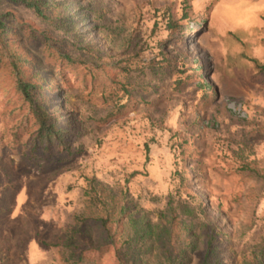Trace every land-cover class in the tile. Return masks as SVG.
Segmentation results:
<instances>
[{"label":"rangeland","instance_id":"1","mask_svg":"<svg viewBox=\"0 0 264 264\" xmlns=\"http://www.w3.org/2000/svg\"><path fill=\"white\" fill-rule=\"evenodd\" d=\"M40 3L0 0V264H118L121 205L210 221L222 264H264V0ZM37 103L62 144L38 142Z\"/></svg>","mask_w":264,"mask_h":264},{"label":"trees","instance_id":"2","mask_svg":"<svg viewBox=\"0 0 264 264\" xmlns=\"http://www.w3.org/2000/svg\"><path fill=\"white\" fill-rule=\"evenodd\" d=\"M8 1L23 4L33 9L38 16L45 17L40 0ZM0 31L3 34L8 32L1 19ZM28 86L33 87L31 83L21 80L18 88L25 93L26 99L30 101L31 98L27 91ZM31 108L38 124L36 133L38 142L49 147L47 144L55 139L62 144L61 129L47 120L42 107L38 103ZM188 208L185 205V212H191ZM118 212L120 216H123L129 227L127 236L120 241L119 246L115 250V259L118 264H188L192 256L197 259L196 264H222V261H220L222 250L218 241V236L221 233L216 231L217 227L212 222L202 221L195 223L190 220L184 223V221L179 219L178 214L175 213L172 207L167 211L160 212L158 223L153 225L149 219L135 217L134 212L124 205L120 206ZM197 212L201 215L205 214L201 202L197 203ZM105 214L106 218L96 216L90 220L98 221L101 219L105 224L113 216V213L107 212ZM79 218H81L80 215L75 217L76 222H79ZM87 219L85 218L84 220ZM118 220L116 219V221ZM75 234L76 229H73L71 234L68 235L66 243L63 245L65 248L64 253L67 260L81 261L85 256V250H81L85 247V244L81 243V241L79 242V238L74 237ZM109 244H113V240L112 234L108 233L107 242L101 245L99 249H103ZM259 253L262 254L263 252L260 250ZM260 254L256 255L255 258ZM258 264L263 263L259 262Z\"/></svg>","mask_w":264,"mask_h":264}]
</instances>
